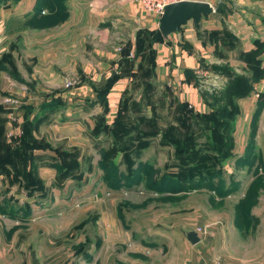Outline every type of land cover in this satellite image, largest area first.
<instances>
[{
  "label": "rangeland",
  "instance_id": "rangeland-1",
  "mask_svg": "<svg viewBox=\"0 0 264 264\" xmlns=\"http://www.w3.org/2000/svg\"><path fill=\"white\" fill-rule=\"evenodd\" d=\"M7 2L0 0V264H131L137 245L161 253L160 241L184 239L188 230L203 238L217 219L264 225L253 213L264 212V105L259 111L256 103L264 81L254 88L245 54H231V65L204 63L198 77L209 99L227 77L229 97L252 83L254 100L231 121H217L213 106L189 115L166 99L145 112L139 107L149 94L174 93L149 81L133 91L145 96L138 107L116 124L96 116L92 129L74 122L38 135L52 121V89H70L66 82L77 77L49 84L33 45L24 52L13 32L34 28V7L9 25ZM64 113L66 124L72 115ZM26 122L36 126L33 145L22 144Z\"/></svg>",
  "mask_w": 264,
  "mask_h": 264
},
{
  "label": "crops",
  "instance_id": "crops-1",
  "mask_svg": "<svg viewBox=\"0 0 264 264\" xmlns=\"http://www.w3.org/2000/svg\"><path fill=\"white\" fill-rule=\"evenodd\" d=\"M206 1L214 10L201 17L199 27L188 19L178 31L153 40L149 34L158 26L159 15L145 10L136 0H48L42 15L35 18L34 28L22 29L21 26L17 32L13 31L14 37L24 39L25 45L21 47L24 52L33 45V61L36 68L40 67L50 78V85L62 86L63 78L69 74L77 80L71 81L70 89H52L66 104L51 112L52 121L39 126L35 133L39 135L47 127L64 130L74 122L78 123L76 126L86 122L92 129V122L101 114L105 122H114L118 113L122 115L124 110L138 107L139 99L145 96L133 91L149 81L174 93L162 97L149 94L145 97L147 100L143 99L146 104L139 107L145 112H151L154 103L151 107L150 104L159 99L174 102L177 108L187 104L194 113L206 112V107L210 109L215 104L198 84L204 63L226 61L231 65V54L251 51L257 54L264 70V0ZM35 2L8 0L5 22L10 25L17 20L21 23L23 17L26 20ZM138 38L144 42L136 52ZM118 44L120 49H117ZM149 47L153 50H148ZM148 52L153 53V63L146 61ZM112 71L118 75L102 95L101 87L106 85ZM222 76L218 75L219 79H223ZM228 80L227 77L224 85ZM261 81L264 75L254 81V88L261 85ZM253 100V96L247 94L238 97L236 102L239 109L248 110ZM64 110L72 115L66 124L62 121ZM53 119L57 123H53ZM253 213L264 217L262 210ZM160 243L164 247L161 253L155 250L144 253L140 246L145 245H137L131 264H264L262 223L244 226L217 219L196 244H191L185 233L184 239ZM155 244L147 247L153 248Z\"/></svg>",
  "mask_w": 264,
  "mask_h": 264
},
{
  "label": "trees",
  "instance_id": "trees-1",
  "mask_svg": "<svg viewBox=\"0 0 264 264\" xmlns=\"http://www.w3.org/2000/svg\"><path fill=\"white\" fill-rule=\"evenodd\" d=\"M46 3H48V0H36V2L34 4L35 12L32 15L33 20H34V24L36 23V21H35L36 19L35 18L41 16L42 13L44 12L43 6H45L44 4H46ZM149 38H151L153 40H160V39H162V38H160V39H156L155 38V30L152 31L149 34ZM142 40L143 39H139V38L136 40V42H137V46H136V50H135L136 52H138L139 49L141 48V45L144 42ZM8 54H6V55H8ZM245 55L246 56L244 58L247 61V65H248L249 70L256 71L254 73V75H252L251 80H253V81L260 80V78L263 75V68L260 65V61H259V58L257 57V54L250 51V52L245 53ZM147 57H148L147 58V61L149 63H153V53L150 52ZM9 67L15 69L14 66L13 67L9 66ZM226 69L227 70L224 71V72H226L227 74H229V71H230L229 70V67H227ZM143 72L145 73L146 71H143ZM117 75H118V73H115L113 76H108L106 78V80H107L106 85L103 86V87H101V92L100 93L102 95H103V92H105L107 90L109 84L116 78ZM233 83H234V79L229 78L228 83L224 87V90L218 91V92H216L214 94H211L212 102L215 104V106L212 109V111H217V114L219 113L216 116L217 121H218L219 118L220 119H226V121H231V119L233 118L234 114L239 109V105L237 104L235 98L233 99V96L234 97H237L239 95L241 96V94H243V93H244V95H246V94H248L252 90V83H249L248 84L249 85V89H247L246 91H234L232 97H231V94H230V97H229L227 95V91H229V89L231 88V86L233 85ZM52 96L53 97L51 99H49V102L51 101L52 103L48 105V108H50L49 109L50 111L48 110V112H52L54 110H57L59 108V106L64 103V101L61 99V96L60 95H55V96L52 95ZM256 103H257V108L260 111L261 107L264 105V91L259 92L258 97L256 99ZM43 108H45V106ZM179 108H180V110H183L185 113H187L189 115H193V112H191V110L188 108L187 104H180L179 105ZM119 114L120 113H118L116 115L115 119H114V123L115 124L117 122L121 121V116L122 115L121 114L119 115ZM97 118L101 119V121H104L102 114L101 115H97ZM102 124L103 123H101L100 126H98V128L102 129V127H103ZM35 127H36L35 126V123H33L32 125H29V122H26L24 124V127H23L24 128V136H23L24 138L22 140V144H29V143H31L30 145H33L34 143L37 142V141H34V138L31 137L32 130H34ZM105 128H106V124H105ZM100 129H98V130H100ZM227 132L228 131L226 130V133Z\"/></svg>",
  "mask_w": 264,
  "mask_h": 264
},
{
  "label": "water",
  "instance_id": "water-1",
  "mask_svg": "<svg viewBox=\"0 0 264 264\" xmlns=\"http://www.w3.org/2000/svg\"><path fill=\"white\" fill-rule=\"evenodd\" d=\"M213 10V5L206 0H177L167 3L159 15L155 38L167 37L170 33L178 31L181 24L188 19H192L194 26L199 27L201 17ZM113 75L114 71L111 73V76ZM185 236L191 244L200 241V236L195 230L186 231Z\"/></svg>",
  "mask_w": 264,
  "mask_h": 264
},
{
  "label": "built area",
  "instance_id": "built-area-1",
  "mask_svg": "<svg viewBox=\"0 0 264 264\" xmlns=\"http://www.w3.org/2000/svg\"><path fill=\"white\" fill-rule=\"evenodd\" d=\"M145 10L160 15L162 13L164 5L177 0H136ZM121 45H117V49H120ZM67 85L71 84L70 81L66 82Z\"/></svg>",
  "mask_w": 264,
  "mask_h": 264
}]
</instances>
